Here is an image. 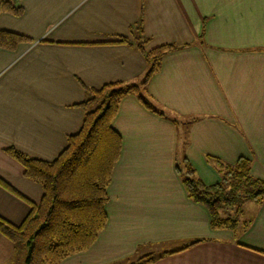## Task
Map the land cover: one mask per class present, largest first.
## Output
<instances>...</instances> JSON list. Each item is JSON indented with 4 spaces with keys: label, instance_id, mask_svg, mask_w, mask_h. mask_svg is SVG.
<instances>
[{
    "label": "crops",
    "instance_id": "obj_1",
    "mask_svg": "<svg viewBox=\"0 0 264 264\" xmlns=\"http://www.w3.org/2000/svg\"><path fill=\"white\" fill-rule=\"evenodd\" d=\"M0 30L32 41L0 47V216L19 224L41 187L3 150L52 160L76 133L83 84L138 83L147 64L134 44L141 21L145 50L176 47L160 59L143 96L119 100L112 128L118 159L106 187V222L95 241L59 264H264V200L247 201V226L212 228L186 193L185 158L207 185L218 159L251 161L264 179V0H9ZM120 37L130 44L118 42ZM26 248L0 234V264H25Z\"/></svg>",
    "mask_w": 264,
    "mask_h": 264
},
{
    "label": "trees",
    "instance_id": "obj_2",
    "mask_svg": "<svg viewBox=\"0 0 264 264\" xmlns=\"http://www.w3.org/2000/svg\"><path fill=\"white\" fill-rule=\"evenodd\" d=\"M0 11L20 15L22 7L0 0ZM133 32L135 47L147 64L142 79L138 83H106L98 88L83 84L84 99L76 104L83 110L80 128L67 135L65 147L54 159L33 158L12 146L3 149L22 166L23 175L42 189L40 201L30 206L19 224L0 216V234L25 246V264H59L67 255L87 249L104 227L106 187L121 147L120 135L111 126L119 100L125 94L137 93L142 104L153 109L143 90L162 56L176 47L162 44L145 50L147 38L140 20ZM28 41L32 40L23 34L0 30L2 48L13 49ZM118 42L130 44L125 37ZM210 160L220 175L219 181L210 185L195 175L185 158L177 166L187 196L206 206L212 228L236 231L246 227L242 206L247 201L264 200V179L252 176L248 158L239 157L233 164ZM0 183L9 188L1 179ZM151 259L150 255L139 256L131 264L148 263Z\"/></svg>",
    "mask_w": 264,
    "mask_h": 264
},
{
    "label": "rangeland",
    "instance_id": "obj_3",
    "mask_svg": "<svg viewBox=\"0 0 264 264\" xmlns=\"http://www.w3.org/2000/svg\"><path fill=\"white\" fill-rule=\"evenodd\" d=\"M230 210H232V211H234L235 209L233 208V209H228V212H230ZM223 211H225V210H223ZM222 214V212H221V210H220V215Z\"/></svg>",
    "mask_w": 264,
    "mask_h": 264
}]
</instances>
